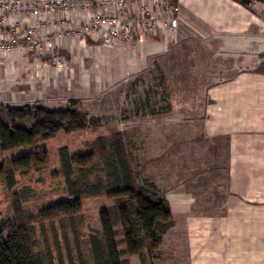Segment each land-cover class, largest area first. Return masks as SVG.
Returning <instances> with one entry per match:
<instances>
[{
	"label": "rangeland",
	"instance_id": "374dc122",
	"mask_svg": "<svg viewBox=\"0 0 264 264\" xmlns=\"http://www.w3.org/2000/svg\"><path fill=\"white\" fill-rule=\"evenodd\" d=\"M32 1L38 7H47L42 8L44 13L40 20L37 14L30 18L29 23L38 21L37 37L40 42V46L33 48L32 52L41 53L39 57L45 63L47 72L55 76V87L72 85L67 69L61 68L63 60L57 67L52 57L54 53L60 56L58 49L64 45L76 52L82 49L77 43H87L96 61L99 45L104 43L105 48L113 49L118 45L134 48L137 40L162 39L168 46L162 54L147 61L143 69L128 77L112 79L108 77V69H105L107 76L104 75L103 61L94 63L93 60L78 59L82 70L75 73V78L79 77L69 93L51 91L41 96L21 92L18 101H14L10 91L5 93L6 88L11 90L13 83L8 79L0 83L2 104L33 102L42 97L39 100L48 107L60 108L75 101L80 111L97 122L95 129L60 132L33 145L0 151V162L35 150L47 151L48 163L45 167L16 176L17 189L27 191L23 207L28 212H36L44 206L68 199L63 180L58 175V148L66 146L71 155L83 154L87 150V142L93 138L116 129L125 131L133 146L131 158L136 167L137 180L140 183L152 181L170 202L174 212L175 225L163 235L159 248L148 262L190 264L199 261L204 250L197 248L199 218L222 215L228 195L226 142L223 138L206 136L201 130V115L209 102L206 91L237 70L263 67L264 37H256L254 45L249 46L250 49L244 52L246 55L242 56L224 51L222 37L218 34L205 36L194 33L167 0ZM52 6L56 7V14L49 9ZM251 9L264 20V5ZM111 15L118 17L117 33L120 38L113 39L109 32L103 36L104 29H94L97 16ZM172 20L176 21L174 27L169 25ZM7 32L11 34L10 27ZM43 81L48 83L47 77ZM112 204V199L105 197L81 200V211L74 217V226L85 264H92L88 236L99 229V213ZM8 206V193L0 181V213L3 219L8 218ZM54 224L57 227L58 221ZM58 227L55 237L60 242L59 248L47 225L45 234L37 229L34 249H51L55 261H58L56 251L61 249L63 264H68L62 234L66 233L69 249L72 250L75 249L74 235L68 224L63 226L64 229ZM44 235L48 237L46 241ZM126 264L141 263L133 255L126 257Z\"/></svg>",
	"mask_w": 264,
	"mask_h": 264
},
{
	"label": "crops",
	"instance_id": "0c3cea01",
	"mask_svg": "<svg viewBox=\"0 0 264 264\" xmlns=\"http://www.w3.org/2000/svg\"><path fill=\"white\" fill-rule=\"evenodd\" d=\"M176 1L177 11L190 30L205 36L218 34L222 37L223 50L228 53L245 56V50L254 45L256 37H264L262 16L236 0ZM7 18L6 26L11 29L23 24L21 15ZM77 44L82 47L80 51L66 49L65 45L58 49L60 57H64H61V68L67 69L71 86L79 77L75 78V73L82 70L78 59L103 61L104 75L107 76L105 69H108V77L112 79L128 77L143 69L147 61L162 54L168 46L162 39L137 40L134 48L118 45L114 51L101 44L96 61L87 43ZM24 52L16 51L6 63H0V83L4 79L13 83L5 93L10 91L14 101H18L21 92L45 96L51 91H73L71 86L53 85L55 76L47 72L40 52ZM86 71L91 76L89 69ZM45 77L48 83L43 81ZM206 93L209 102L201 115V130L206 136L223 138L226 142L228 195L222 215L199 218L197 248L204 250L199 261L190 264H264V72L258 68L237 70ZM39 99L34 101L44 103Z\"/></svg>",
	"mask_w": 264,
	"mask_h": 264
},
{
	"label": "trees",
	"instance_id": "16d2710c",
	"mask_svg": "<svg viewBox=\"0 0 264 264\" xmlns=\"http://www.w3.org/2000/svg\"><path fill=\"white\" fill-rule=\"evenodd\" d=\"M170 1L177 7L176 0ZM259 70L264 72V66ZM95 128V119L80 111L75 101L60 108H50L39 101L0 104V151L33 145L60 132ZM132 147L128 134L116 129L87 142L83 154L71 155L66 146L58 148V175L68 199L36 212L23 207L27 191L17 189L16 176L45 167L47 151L35 150L0 162V181L9 197L8 218L3 219L0 213V264H63L61 249L56 251L58 261L51 249H34L35 235L37 229L45 234V226H50L59 248L57 227L64 229L67 224L74 235L75 249H69L67 235L63 233L66 260L68 264H85L74 217L81 211L82 199L95 197L110 198L113 204L99 213V229L88 236L92 264H126V257L133 255L141 264L152 263L148 259L175 221L168 200L155 184L137 180ZM43 239L46 241L47 235Z\"/></svg>",
	"mask_w": 264,
	"mask_h": 264
},
{
	"label": "built area",
	"instance_id": "2783aa9c",
	"mask_svg": "<svg viewBox=\"0 0 264 264\" xmlns=\"http://www.w3.org/2000/svg\"><path fill=\"white\" fill-rule=\"evenodd\" d=\"M54 3H60L62 0H49ZM170 1V0H167ZM171 2V1H170ZM43 3H46L44 0ZM47 8L46 5L42 7L36 6L32 0H0V63H6L11 55L18 51L20 53L24 51H32L33 48L39 47L40 42L38 40V21L29 23L30 16L37 14V19L40 20L42 10ZM53 14H56V7H49ZM177 10V7H173ZM21 15L23 24L18 27L16 24L14 29H11V34L7 32L8 26H6L7 17ZM94 29L101 31L104 29L103 36L109 32L113 36V39L120 38V34L117 33L118 17L111 15L110 17H96L94 20ZM17 23V22H16ZM175 20H172L169 24L170 27H174ZM127 30L129 28L127 27ZM105 44V43H104ZM106 45V44H105ZM53 61L60 67L62 64V58L57 56L56 53L52 55Z\"/></svg>",
	"mask_w": 264,
	"mask_h": 264
},
{
	"label": "water",
	"instance_id": "95a60500",
	"mask_svg": "<svg viewBox=\"0 0 264 264\" xmlns=\"http://www.w3.org/2000/svg\"><path fill=\"white\" fill-rule=\"evenodd\" d=\"M259 1L261 2V4H264V0ZM238 2L246 8H250L252 0H238Z\"/></svg>",
	"mask_w": 264,
	"mask_h": 264
},
{
	"label": "flooded vegetation",
	"instance_id": "af4514ba",
	"mask_svg": "<svg viewBox=\"0 0 264 264\" xmlns=\"http://www.w3.org/2000/svg\"><path fill=\"white\" fill-rule=\"evenodd\" d=\"M263 5L259 0H252L250 8L261 7Z\"/></svg>",
	"mask_w": 264,
	"mask_h": 264
}]
</instances>
